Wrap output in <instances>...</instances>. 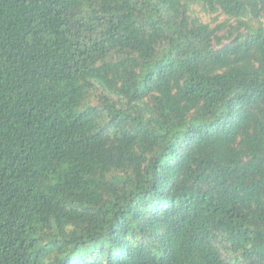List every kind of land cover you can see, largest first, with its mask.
Returning a JSON list of instances; mask_svg holds the SVG:
<instances>
[{
	"label": "trees",
	"instance_id": "1",
	"mask_svg": "<svg viewBox=\"0 0 264 264\" xmlns=\"http://www.w3.org/2000/svg\"><path fill=\"white\" fill-rule=\"evenodd\" d=\"M0 264H264V0H0Z\"/></svg>",
	"mask_w": 264,
	"mask_h": 264
},
{
	"label": "rangeland",
	"instance_id": "2",
	"mask_svg": "<svg viewBox=\"0 0 264 264\" xmlns=\"http://www.w3.org/2000/svg\"><path fill=\"white\" fill-rule=\"evenodd\" d=\"M199 8V7H198ZM200 15H203L204 19L205 20H209V21H212V19L214 18V16L216 14H205L203 12H199ZM221 18H224L223 16Z\"/></svg>",
	"mask_w": 264,
	"mask_h": 264
}]
</instances>
